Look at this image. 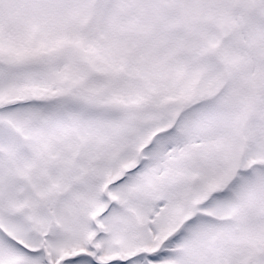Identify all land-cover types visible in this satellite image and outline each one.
Here are the masks:
<instances>
[{
	"label": "snow or ice",
	"instance_id": "6c2138e0",
	"mask_svg": "<svg viewBox=\"0 0 264 264\" xmlns=\"http://www.w3.org/2000/svg\"><path fill=\"white\" fill-rule=\"evenodd\" d=\"M0 264H264V0H0Z\"/></svg>",
	"mask_w": 264,
	"mask_h": 264
}]
</instances>
